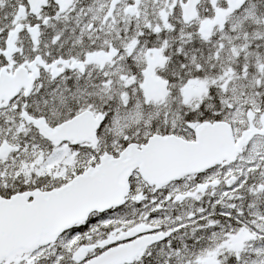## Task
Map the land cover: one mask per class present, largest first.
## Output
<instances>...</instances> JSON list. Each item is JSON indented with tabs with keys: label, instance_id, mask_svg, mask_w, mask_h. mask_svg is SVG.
Segmentation results:
<instances>
[{
	"label": "snow or ice",
	"instance_id": "1",
	"mask_svg": "<svg viewBox=\"0 0 264 264\" xmlns=\"http://www.w3.org/2000/svg\"><path fill=\"white\" fill-rule=\"evenodd\" d=\"M0 264H264V0H0Z\"/></svg>",
	"mask_w": 264,
	"mask_h": 264
}]
</instances>
